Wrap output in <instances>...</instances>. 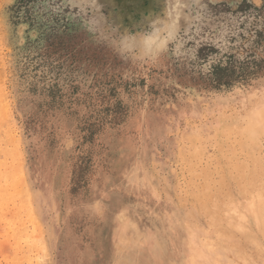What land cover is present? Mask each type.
<instances>
[{"label":"rangeland","instance_id":"obj_1","mask_svg":"<svg viewBox=\"0 0 264 264\" xmlns=\"http://www.w3.org/2000/svg\"><path fill=\"white\" fill-rule=\"evenodd\" d=\"M15 3L0 0V264H182L194 246L202 264H264L240 214L264 206V134L244 137L264 63L206 81L225 53L245 69L264 0H43L33 25ZM201 43L218 53L198 60ZM229 159L247 162L246 198Z\"/></svg>","mask_w":264,"mask_h":264},{"label":"trees","instance_id":"obj_2","mask_svg":"<svg viewBox=\"0 0 264 264\" xmlns=\"http://www.w3.org/2000/svg\"><path fill=\"white\" fill-rule=\"evenodd\" d=\"M39 1L43 0H16V3L13 7V13L15 14L14 17L17 18L16 22L24 21L28 22L29 25L35 24L39 13L36 12L31 8V4L37 3ZM249 6V5H246ZM217 5H213V9H216ZM264 8V4L262 6ZM34 8V7H33ZM251 8V7H250ZM239 10H242V5L239 6ZM49 14V18H52L51 11L47 12ZM54 20H58L55 19ZM55 21V22H56ZM50 31L54 30L52 26L48 28ZM253 45L254 47H251L246 55H245V69L243 68V65L238 62V60L235 58L233 54H222L221 58L215 63L213 62L209 66V70L206 74V81H208L211 85H228L232 81L236 80L237 78H243L250 73H254L256 70H262V65L264 63V59H254V51L253 49L256 48L258 44L261 43V40L264 38V28L261 30L255 29L253 30ZM233 40V37L230 38V42ZM213 53H218V50L215 49L210 44H203L201 43L197 50L195 51V57L198 60L206 61L207 58L210 55H213ZM237 62L239 65H237ZM251 65V66H248ZM248 67H252L249 70ZM245 70V71H244Z\"/></svg>","mask_w":264,"mask_h":264},{"label":"bare ground","instance_id":"obj_3","mask_svg":"<svg viewBox=\"0 0 264 264\" xmlns=\"http://www.w3.org/2000/svg\"><path fill=\"white\" fill-rule=\"evenodd\" d=\"M232 126V125H231ZM229 127L228 125H227V127H224L223 128V131L225 132V131H229L228 133H230V131H232L233 132V130H232V128L234 129V130H236V126L234 127V126H232V127ZM246 129L247 130H244V132H245V135L246 136H244V137H246V139H247V137H249V138H257V135H259V134H264V113H261V114H258V115H255V116H252L250 119H249V121L247 122V125H246ZM251 128V129H250ZM238 129V128H237ZM222 134H223V132H222ZM232 134V133H231ZM214 137V136H213ZM261 137V136H260ZM252 140V139H251ZM251 140H250V142H251ZM247 141H249V139H247ZM258 141V140H257ZM216 142V141H215ZM229 142H230V140H229ZM234 142V141H233ZM236 143H238V142H236ZM247 144V143H246ZM254 144V143H253ZM212 145V144H211ZM233 145V144H232ZM238 145V144H237ZM213 146V145H212ZM187 147V146H186ZM251 147V146H250ZM232 148V147H231ZM252 149V148H251ZM235 150V149H234ZM239 150V149H238ZM199 151V150H198ZM197 151V152H198ZM219 151V150H218ZM222 151V150H221ZM193 152V151H192ZM233 154V153H232ZM251 154V153H250ZM13 155V154H12ZM195 155V154H194ZM218 155V154H217ZM233 156V155H232ZM231 156V157H232ZM14 157V156H13ZM222 157H223V155H222ZM230 157V158H231ZM252 157H254V156H252ZM252 157H251V165L252 166H256L255 164V162L256 161H253V160H257L258 158H253V160H252ZM224 158V157H223ZM233 158V157H232ZM226 159H227V157H226ZM236 159V158H235ZM264 159V158H263ZM217 160V159H216ZM224 160V159H223ZM238 160V159H237ZM259 160H261V159H259ZM258 160V161H259ZM222 161V160H221ZM228 161V160H227ZM241 161V160H240ZM245 162V161H244ZM244 162H239V161H234V159L233 160H231V159H229V163L231 164V168H232V172L233 173H230V171H229V173L230 174H233V176H234V178H235V180L234 181H239V182H237V185L239 184V192H240V194L241 195H243L244 196V198H246L245 197V194L247 193V192H250L249 190H248V188L250 187L249 186V184H250V174L248 175V166H247V162H245V164H244ZM226 163V162H225ZM258 163V162H257ZM264 163V162H263ZM262 163V164H263ZM5 164V163H4ZM219 164V163H218ZM261 164V165H262ZM190 166L189 167H191L192 166V164H189ZM194 165V164H193ZM220 165V164H219ZM264 165V164H263ZM227 166H229V165H227ZM226 166V167H227ZM251 166V167H252ZM6 167H8V166H6ZM194 167V166H193ZM220 167V166H219ZM264 167V166H263ZM262 167V169H264ZM5 168V167H4ZM229 168H230V166H229ZM9 169V168H8ZM187 169H188V167H187ZM186 169V170H187ZM191 170H192V167L190 168ZM203 171H204V169L203 168H201ZM5 170V169H4ZM11 170V169H10ZM194 170H195V168H194ZM206 170V169H205ZM220 170H222V169H220ZM227 170H229V169H227ZM227 170H226V172H227ZM259 170V169H258ZM13 171V170H12ZM11 171V172H12ZM15 171V170H14ZM225 171V170H224ZM20 172V171H19ZM194 172L195 171H193L192 173L194 174ZM206 172H208L207 170H206ZM219 172V171H218ZM256 172H258V171H256ZM13 173V172H12ZM12 173H10L9 172V174H11L12 176H14ZM202 173V172H201ZM1 174V173H0ZM8 174V173H7ZM19 174V173H18ZM192 174V175H193ZM204 174H206L205 173V171L203 172V175ZM227 174H228V172H227ZM20 175V174H19ZM22 175V174H21ZM20 175V176H21ZM199 174H197V176H198ZM221 175V174H220ZM219 175V176H220ZM16 176H17V174H16ZM212 176V175H211ZM218 176V175H217ZM218 176V177H219ZM2 177V176H1ZM0 177V178H1ZM194 177V176H193ZM196 177V176H195ZM201 177V176H200ZM204 177V176H203ZM216 178V180L217 179H222L223 177H220V178ZM20 177L18 176L17 177V180L19 179ZM199 178V177H198ZM205 178V177H204ZM207 178V177H206ZM209 178V177H208ZM2 179V178H1ZM16 179V178H15ZM14 179V180H15ZM21 179H23V178H21ZM19 180L18 182L20 183V182H23L22 180ZM213 179V178H212ZM211 179V180H212ZM255 178H253L252 180H254ZM261 179V178H260ZM9 181V180H8ZM12 181V180H11ZM218 181V180H217ZM225 181V180H224ZM250 181V182H249ZM257 181V180H256ZM7 182V181H6ZM17 182V181H16ZM196 182V181H195ZM208 182V181H207ZM219 182H221V181H219ZM219 182H217L216 184H218L219 185ZM235 182V183H236ZM258 182V181H257ZM223 183V182H222ZM221 183V184H222ZM3 185H4V183H2ZM209 183H207V185H208ZM214 184V183H213ZM215 184V185H216ZM256 184V183H255ZM21 185V184H20ZM10 186V185H9ZM16 186V185H15ZM22 186H23V183H22ZM209 186V185H208ZM221 186V185H220ZM223 187H225V185H222ZM263 186V185H262ZM201 187V186H200ZM213 187V186H212ZM11 188V187H10ZM22 188V187H21ZM23 188H24V186H23ZM217 188H219V186H217ZM202 189V188H201ZM209 189V188H208ZM12 190H14V188L12 189ZM204 190V189H203ZM214 190V189H213ZM221 190V188H219V191ZM4 191V190H3ZM216 191V190H215ZM8 192V191H7ZM20 192V191H19ZM197 192V191H196ZM199 192H201L202 193V191H199ZM212 192V191H211ZM255 192V191H254ZM12 193V192H11ZM219 193V192H218ZM18 194V193H17ZM249 194V193H248ZM23 195V194H22ZM21 195V196H22ZM209 195H212L211 193H209ZM216 195H217V193H216ZM192 196V195H191ZM220 196V195H219ZM16 197V196H15ZM17 198H18V196H17ZM25 198V197H24ZM198 198V197H197ZM213 198V197H212ZM256 198V197H255ZM254 198V199H255ZM200 198H198V200H199ZM210 199V198H209ZM219 199V198H218ZM20 200V199H19ZM26 200V198L24 199V201ZM197 200V199H196ZM21 201V200H20ZM23 201V200H22ZM202 201V200H201ZM26 202V201H25ZM28 202V201H27ZM25 203V205L26 204H28V203ZM210 202H212V201H210ZM17 203V202H16ZM18 203H22V202H18ZM208 203H209V201L207 202V200L205 201V205H207V206H209L208 205ZM244 204H243V208H241V210H240V214H242V218L245 220V210H250V214H248L247 213V220H248V222L250 223V224H253V225H256L257 226V228L264 234V206L263 205H255V204H249V202L247 203V207H249V209H247V208H245V202H243ZM19 204V205H20ZM24 204V203H23ZM22 204V206H24ZM198 204V203H197ZM211 204V203H210ZM199 205V204H198ZM212 205V204H211ZM29 206V205H28ZM19 207V206H18ZM199 207V206H198ZM17 208V207H16ZM26 208V207H25ZM207 208H209V207H207ZM21 209V208H20ZM9 210V209H8ZM14 210V209H13ZM26 210V209H25ZM239 212V211H238ZM30 213V212H29ZM29 215H31V213L29 214ZM7 218V217H6ZM24 218V217H23ZM26 218V217H25ZM32 218H33V216H32ZM30 219V218H29ZM35 221V220H34ZM247 222V223H248ZM13 224V223H12ZM28 224V223H27ZM225 224V223H224ZM228 224V223H227ZM13 226H14V224H13ZM210 226V225H209ZM227 226V225H226ZM225 226V227H226ZM9 227V226H8ZM227 227H230V225L229 226H227ZM10 228V227H9ZM33 228V227H32ZM31 228V229H32ZM231 229H232V227H230ZM230 228H229V230H230ZM11 229V228H10ZM219 229V228H218ZM38 231V230H37ZM37 231H35L34 232V235H36L35 233L37 232ZM226 231V235L228 234L227 233V229L225 230ZM224 231V232H225ZM231 231V230H230ZM32 232H33V230H32ZM41 232V231H40ZM26 234V233H25ZM33 234V233H32ZM40 234V233H39ZM39 234H38V236H39ZM262 234V235H263ZM225 235V234H224ZM264 236V235H263ZM25 238H27V237H25ZM31 238H33V237H31ZM195 239V238H194ZM32 240V239H31ZM40 240V239H39ZM38 240V241H39ZM28 241V240H27ZM37 241V240H36ZM43 241V240H42ZM20 242V241H19ZM257 242V241H256ZM33 245H34V242L32 243ZM31 244V245H32ZM254 244H255V242H254ZM36 245V244H35ZM34 245V246H35ZM193 246V244H191V247ZM260 246V245H259ZM255 247H257V246H255ZM41 248H42V246H41ZM262 248V247H261ZM43 249H44V247H43ZM192 252H190L189 254H186L185 255V258L182 260V264H202L201 262H200V258H201V251L199 250V248H198V246H194L192 249ZM259 250V249H258ZM27 251V250H26ZM35 251H36V249H35ZM34 251V252H35ZM45 251H46V249H45ZM203 251V250H202ZM27 254V253H26ZM43 254H44V251H43ZM197 254L199 255V257H197L196 258V256H197ZM203 254V253H202ZM206 255V254H205ZM215 256V258H217V259H219V257L213 252V254H212V257H214ZM27 259V258H26ZM208 260V259H207ZM48 261V260H47ZM27 263V262H26ZM204 263V262H203ZM220 263V262H219ZM222 263V262H221ZM11 264V263H10ZM33 264V263H32ZM210 264H214L213 262H211Z\"/></svg>","mask_w":264,"mask_h":264}]
</instances>
